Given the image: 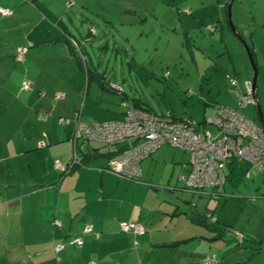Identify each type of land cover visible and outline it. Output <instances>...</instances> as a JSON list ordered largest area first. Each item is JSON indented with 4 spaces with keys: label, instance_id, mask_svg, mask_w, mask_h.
<instances>
[{
    "label": "rangeland",
    "instance_id": "1",
    "mask_svg": "<svg viewBox=\"0 0 264 264\" xmlns=\"http://www.w3.org/2000/svg\"><path fill=\"white\" fill-rule=\"evenodd\" d=\"M195 1H204L208 15L216 9L214 6L218 2L25 0L26 5L14 14L4 19L0 17L1 21L10 22L8 32H0V55H12L17 45H21L34 52L66 56L68 49L63 47H37L36 43L28 42L29 30L38 24L40 31L37 37L63 38L66 36L62 34L64 30L75 36L76 40L70 37L68 42L74 50L70 64L81 75L80 99L71 101L72 107L59 114L58 109L55 110L56 103L59 100L61 103L64 97L56 96L57 90L53 91L56 82L52 80L50 68L41 67L43 81L48 83L49 89L38 95L43 98L48 93L47 103L39 102L48 110L37 111L44 124L54 119L59 126L74 127L75 114L80 115L83 123L120 119L125 98L144 103L157 115L170 113L203 124L204 120L215 116L218 105L238 108L237 96L229 79L235 76L238 87L244 92V81L251 80L253 76L246 45L238 34L252 44L250 34L255 26H259L254 63L258 72L257 99L264 116V0H233L231 20L235 31L229 27L225 15L221 23L212 26L190 25L195 17L185 9L190 10L188 7H192ZM219 1L229 3L231 0ZM183 20L188 25H183ZM237 21H246V26L239 28ZM243 31L248 33L242 34ZM81 55L87 60H83ZM74 57L83 68L77 65ZM19 61L16 64L25 66L24 60ZM23 70L28 71L27 67ZM65 70L63 68L62 73ZM78 82L79 79L65 81L64 87L75 88ZM105 84L120 86L123 93L119 95ZM240 111L261 126L256 105L246 104ZM59 118L66 119L65 123L60 124ZM206 128L212 138L220 135L215 124L207 123ZM44 138L45 132H42ZM69 143L71 147L70 139ZM166 148V156L153 164L149 179L127 180L113 175L110 177L112 188L106 192V195L116 194L127 202L131 201L134 213L149 216L153 223H158L159 218L164 222L167 220L164 228L169 231L163 230L164 222L161 220L162 230H157L156 225L149 229L158 239L178 235V240L187 239L185 244L170 247L168 252L164 246L161 255L150 256L149 263L175 264L178 260L180 264H202L204 255H215L216 264H264V250L258 249L256 252H259L253 254L256 243L252 240L264 241V174L249 163L233 161L225 168L227 178L219 195H211V189L205 190L209 194L191 193L184 189L185 182L181 177L187 174L182 171L179 160L188 159L189 152L169 145ZM118 182L125 185L114 190ZM141 184L146 186H139ZM108 213L116 214L117 211L110 209ZM132 213L130 208L121 211L122 215ZM211 213L218 219L214 226H210L213 220L206 217ZM217 228L223 230L218 231ZM151 249L155 250V247Z\"/></svg>",
    "mask_w": 264,
    "mask_h": 264
},
{
    "label": "crops",
    "instance_id": "2",
    "mask_svg": "<svg viewBox=\"0 0 264 264\" xmlns=\"http://www.w3.org/2000/svg\"><path fill=\"white\" fill-rule=\"evenodd\" d=\"M228 4L218 0L216 6L212 5L216 9L208 15L206 7L203 6L204 1H195L191 4L192 7H188L192 9L190 15L195 17L189 24L212 26L214 23H221L225 15L229 27L232 28ZM25 5V0H0V6L10 8L13 14ZM185 23L183 20L182 24L188 25ZM245 23L246 21H237V26L244 28ZM9 25V21L0 20V32H8ZM39 26L38 24L29 30L28 42L36 43L37 47L53 45L63 47L68 49L69 56L63 54V57H60L54 53L34 52L29 47L17 45L15 53L20 48H27L23 58L25 66H21L16 64L20 61H17L15 53L0 55V264H91V262L150 264V256L161 255L164 246L167 247V252L171 250L169 248L175 247L174 244L179 241V235L158 239L149 229H154L156 225L157 230H162L160 229L163 226L161 221L164 222L162 218L158 219V223H153L149 216L136 215L131 201L127 202L116 194L106 195L112 188L110 177H113V174L102 171L106 156L103 154L85 156L87 167L74 168L66 174H62L54 167L55 160L63 163L69 161L71 156L69 139L74 127L59 126L54 119L44 124V120L38 117L39 109L48 110L39 105V102L47 103L48 93L43 98H39L38 95L42 94V90H49L48 83L43 81L40 68L43 66L50 68L52 80L56 82L53 91L57 90L56 94L64 97L61 103L60 100L56 103L55 110L58 109L59 114L68 111L71 101L80 99L82 84L80 73L70 64L74 50L68 39L70 37L75 39V36L64 30L62 34L66 36L63 38H47L44 35L37 37ZM208 29L210 30V27ZM259 30L260 27L255 26L250 34L255 48L256 34H259ZM185 34L187 35V31ZM74 59L77 65L83 68L77 57ZM24 67H27L28 71H24ZM63 68L66 70L62 73ZM85 74L87 76L86 71ZM71 79H79V85L65 89L64 85L67 83L64 82ZM24 81H28L31 88L21 91L20 86ZM105 87L113 88L119 95L123 93L112 85L105 84ZM42 132H45L44 141ZM40 140L43 141V145L39 147ZM99 145L97 141H90L84 149L87 152L89 148H96ZM166 152V145H162L141 161L139 179H149L153 164L161 161ZM179 160L182 162V171L188 175L190 157ZM121 185L125 183H116L114 190ZM128 208L133 215H122L121 211ZM110 209H115L117 213H108ZM55 220L61 222L60 228L54 225ZM119 221L142 223L146 231L142 235L122 232ZM165 222L163 230L169 231L164 228ZM86 223L93 229L81 234ZM78 236H82L81 245L68 244ZM61 244L62 249L55 252L54 248ZM152 247H155V250H152Z\"/></svg>",
    "mask_w": 264,
    "mask_h": 264
},
{
    "label": "built area",
    "instance_id": "3",
    "mask_svg": "<svg viewBox=\"0 0 264 264\" xmlns=\"http://www.w3.org/2000/svg\"><path fill=\"white\" fill-rule=\"evenodd\" d=\"M10 14L9 9L0 7V15ZM72 42L76 45L74 41ZM26 50V47L18 50L17 60H23ZM81 58L86 59L82 55ZM229 81L237 96L238 108L230 109L218 105L215 116L204 120L203 124L192 119H177L170 113L157 115L135 106L128 100L122 103L124 111L121 119L83 123L80 121V115L75 114L74 130L70 138L71 158L67 163L56 160L54 166L62 172H69L75 166H82L77 143V140L81 139L80 148L88 140L100 142L101 147L97 149V153L106 156V165L102 171L127 180L138 179L141 176L140 162L162 145L186 150L190 154V171L181 179L185 182V190L196 193H205L206 189H221L226 177L224 169L233 161L249 163L255 169L264 172V127L255 124L240 111L246 104H257L256 90L251 80L244 81V92L238 87L235 76ZM111 85L116 87L117 91H121L119 86ZM30 88L28 81H24L20 86L21 91ZM65 121L66 119L59 118L60 124ZM207 123L215 124L220 130V135L212 138L206 128ZM39 145H43L42 140L39 141ZM54 225L60 228L61 222L55 220ZM119 227L124 232L138 235L144 233V227L137 222L120 221ZM92 229L91 225H86L83 234ZM68 243L81 245L82 236ZM62 247V244L57 245L54 248L55 252H59Z\"/></svg>",
    "mask_w": 264,
    "mask_h": 264
},
{
    "label": "trees",
    "instance_id": "4",
    "mask_svg": "<svg viewBox=\"0 0 264 264\" xmlns=\"http://www.w3.org/2000/svg\"><path fill=\"white\" fill-rule=\"evenodd\" d=\"M33 1V0H32ZM0 7H2V6H0ZM2 8H5V7H2ZM5 9H9L10 11H11V14L10 15H8V16H11L12 14H13V10H11L10 8H5ZM185 11H187V13L190 15L191 14V12H190V10H188V9H185ZM0 16H2V17H8V16H3V15H0ZM245 45H246V47H247V49H248V51H249V54L254 58L255 57V53H254V47H253V44H250V43H248L247 41L244 43ZM79 62V61H78ZM80 64V63H79ZM252 81V80H251ZM121 92H122V89H121ZM124 100H127L126 98L124 99ZM129 101V100H128ZM130 103H133L135 106H137V107H140V108H142V109H145V110H149L150 111V109H149V107H147V106H145L144 104H142V103H140L139 101H135V99L134 100H130L129 101ZM162 115H164V114H162ZM41 116V115H40ZM171 116H173L174 118H177V119H182V118H180V117H177V116H175V115H171ZM111 120V119H110ZM98 121H100V120H98ZM73 133V132H72ZM44 141V140H43ZM90 141H95V140H88L85 144H83V146L80 148L79 146L82 144L81 143V141L79 142V139L77 140V143H78V148H79V153H78V155H80V157L82 158V166H75V167H73L72 168V170L74 169V168H80V167H87V164L85 163V161H84V157L85 156H89V155H98V153H97V149H99V147H101V143L100 142H98L100 145L98 146V147H96V148H89V150L86 152L85 151V149H84V146L86 145V144H88ZM56 161V160H55ZM55 161H54V163H55ZM240 162H242V161H240ZM232 163V162H231ZM230 163V164H231ZM229 165V164H228ZM227 165V166H228ZM226 166V167H227ZM55 167V166H54ZM225 167V168H226ZM254 168V167H253ZM259 171V170H258ZM70 172V171H69ZM69 172H62L61 171V173L62 174H66V173H69ZM224 172H225V169H224ZM260 172V171H259ZM260 173H264V172H260ZM225 175H227L226 174V172H225ZM248 175V174H247ZM226 178H227V176L225 177V181H226ZM139 179V178H138ZM138 179H135V180H138ZM225 181H224V183L222 184V186H221V189H223V186H224V184H225ZM221 189H219V190H212L213 192L212 193H210L211 195H219V193H220V191H221ZM191 193H196V192H191ZM198 194H200V195H204V194H209V193H198ZM199 214V213H198ZM205 217V216H204ZM206 217H209V218H211L213 221H212V223H211V225L210 226H214L215 225V223L217 222V218L216 217H214V215L211 213V214H209V215H206ZM204 219V218H203ZM202 218H201V220H203ZM200 220V221H201ZM120 222V221H119ZM118 222V223H119ZM137 223H139V222H137ZM204 223V222H203ZM139 224H141L143 227H144V225L142 224V223H139ZM205 224V223H204ZM88 225V224H87ZM85 227V226H84ZM84 229V228H83ZM83 229H82V231H81V234H83ZM222 229L223 230V228H217V230L218 231H220V230ZM221 230V231H222ZM146 231V229H145V227H144V232ZM134 234V233H133ZM136 235H138V234H136ZM140 235H142V234H140ZM239 235H240V233H239ZM220 235H218L217 237H219ZM240 237H242V236H240ZM252 240H253V242L254 243H256V247H255V250H254V252H253V254H255L256 255V253H258L259 251H261V250H264V241H261V240H258V239H256V238H252ZM187 241V239H184V240H179V241H177L174 245H176V246H182V244H185V242ZM134 243H136V241H134ZM259 249V251L258 252H256L257 250ZM176 256V254L174 255L173 254V257H175ZM252 257H253V255H251ZM207 261V262H206ZM216 263H218V261H217V259H216V256L215 255H204L203 256V258H202V264H216ZM175 264H180V262L177 260L176 262H175Z\"/></svg>",
    "mask_w": 264,
    "mask_h": 264
},
{
    "label": "water",
    "instance_id": "5",
    "mask_svg": "<svg viewBox=\"0 0 264 264\" xmlns=\"http://www.w3.org/2000/svg\"><path fill=\"white\" fill-rule=\"evenodd\" d=\"M232 2H233V0H231L230 2H229V4H228V14H229V16H231V5H232ZM232 30H234L235 31V28L232 26ZM238 36H239V38L242 40V37H241V35H239L238 34ZM243 42L245 43V41L243 40ZM246 49H247V47H246ZM247 52H248V54H249V51H248V49H247ZM249 58H250V63H251V66H252V68H253V76H252V84H253V88H254V90H256V79H257V74H258V72H257V68H256V65H255V63H254V58L249 54ZM256 106H257V108H258V113H259V118H260V124H261V126H264V116H262V112H261V109H260V105H259V102L257 101V104H256Z\"/></svg>",
    "mask_w": 264,
    "mask_h": 264
}]
</instances>
